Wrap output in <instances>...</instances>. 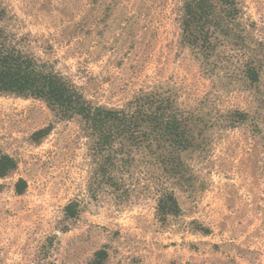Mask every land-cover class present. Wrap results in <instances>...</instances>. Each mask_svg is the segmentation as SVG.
Listing matches in <instances>:
<instances>
[{
  "label": "rangeland",
  "instance_id": "1",
  "mask_svg": "<svg viewBox=\"0 0 264 264\" xmlns=\"http://www.w3.org/2000/svg\"><path fill=\"white\" fill-rule=\"evenodd\" d=\"M188 3L0 0L13 44L90 105L163 95L189 136L107 159L80 116L0 92V157L16 163L0 176V264H264V0H236L235 20L213 0L207 45L187 40ZM164 193L177 211H159Z\"/></svg>",
  "mask_w": 264,
  "mask_h": 264
},
{
  "label": "trees",
  "instance_id": "2",
  "mask_svg": "<svg viewBox=\"0 0 264 264\" xmlns=\"http://www.w3.org/2000/svg\"><path fill=\"white\" fill-rule=\"evenodd\" d=\"M213 0H189L184 22L187 40L192 45H207L210 39L207 17L214 16L217 6ZM226 17L235 20L239 14L236 0H218ZM222 9V8H221ZM4 12L0 9V92L45 100L63 117L80 116L92 136L97 149L105 158L114 153L118 144L121 151L132 153L134 148H159L180 150L187 147L189 136L182 128L183 120L174 112L170 98L151 94L130 103L127 109L107 110L90 105L73 83L52 65L26 54L19 45L13 44L9 34L1 26ZM259 67L249 69L250 76L259 75ZM42 130L39 134H47ZM16 167L14 159L0 157V176L7 175ZM25 182L20 181L17 192L22 193ZM158 209L164 214L178 209L173 194L164 193ZM177 211V210H176ZM101 264V263H98Z\"/></svg>",
  "mask_w": 264,
  "mask_h": 264
}]
</instances>
